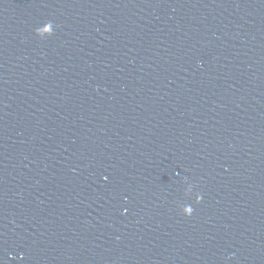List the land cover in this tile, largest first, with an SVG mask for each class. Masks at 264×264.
Here are the masks:
<instances>
[{
  "label": "water",
  "instance_id": "obj_1",
  "mask_svg": "<svg viewBox=\"0 0 264 264\" xmlns=\"http://www.w3.org/2000/svg\"><path fill=\"white\" fill-rule=\"evenodd\" d=\"M0 264H264V0H0Z\"/></svg>",
  "mask_w": 264,
  "mask_h": 264
}]
</instances>
